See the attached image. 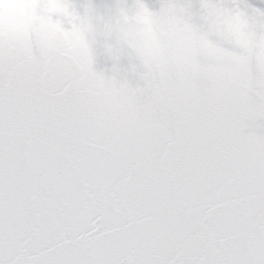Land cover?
<instances>
[{
  "label": "snow or ice",
  "instance_id": "1",
  "mask_svg": "<svg viewBox=\"0 0 264 264\" xmlns=\"http://www.w3.org/2000/svg\"><path fill=\"white\" fill-rule=\"evenodd\" d=\"M0 264H264V0H0Z\"/></svg>",
  "mask_w": 264,
  "mask_h": 264
}]
</instances>
